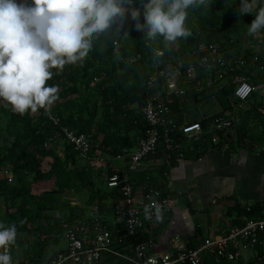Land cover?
Here are the masks:
<instances>
[{
  "label": "trees",
  "instance_id": "trees-1",
  "mask_svg": "<svg viewBox=\"0 0 264 264\" xmlns=\"http://www.w3.org/2000/svg\"><path fill=\"white\" fill-rule=\"evenodd\" d=\"M238 1L241 4V0ZM137 6L142 8L143 0H137ZM240 7L235 6L232 0H206L204 4L190 6L185 21L190 35L178 37L176 45L159 34L153 38L146 36V30L136 28V21L130 13L120 30L117 26L94 33L93 47L81 60L51 69L54 74L47 83L58 84L59 89L57 98L46 106L47 111L55 112L58 124L47 116L45 110L38 116L31 109L19 113L10 102L0 98V199L8 206L9 220L5 227L15 224L17 228L16 240L11 244L25 247L18 254L19 257L41 263L54 258L63 240L64 222L72 221L77 216L83 217L88 207L97 204L105 217L112 216L113 200L123 197L121 185L115 188L99 186L97 175L100 172L97 173L88 161L78 156L74 145L65 137L63 128L69 127L91 135L94 140L91 156L102 152L129 154L135 147V141L138 142L149 127L138 109L146 103L147 81L158 60L165 62L180 57L186 63H191L195 61L200 43H220L234 71L229 72L225 82L218 81L216 85L209 86L207 70L197 65L198 76L188 89V97L197 103L206 99L215 101L218 111L201 120L205 128L212 124L214 116L231 108L233 76H247L249 68L253 69V65L260 61V57L255 58L250 49L241 56L240 44L249 34L248 27L255 14L254 18L248 16L247 20L246 17L239 18ZM260 7H264L262 0H259L255 11ZM139 19L143 22V11ZM159 50L164 54L158 55ZM241 60L246 63L241 65ZM196 83L201 87L200 92L196 90ZM167 101L174 114L183 120L179 99L174 98L169 102L167 98ZM101 105L98 120L97 112ZM230 129L221 133L208 132L199 139H192L188 142L185 155L196 154L199 157L210 146H229ZM133 130H137L135 138L131 136ZM216 136L219 142L214 143ZM47 158L51 159L50 167L44 169ZM178 160V154L174 152L166 162L140 170L133 179L143 183L149 178L155 187L169 193L168 177L164 172L170 173ZM126 166L128 168L129 163ZM7 168L11 171L12 180L5 174ZM125 171L109 169L110 174L119 172L121 176ZM41 181L53 183L55 187L36 195L32 192V184ZM71 194H86L85 207L69 206L67 195ZM180 200L190 203L186 193L180 196ZM65 208L68 215L62 218L56 216V211ZM263 210L264 199L252 204L237 202L228 208L229 223L243 226L248 220L261 216ZM151 236L148 231H142L127 238L124 243L116 244L115 248L130 253L132 246ZM199 238L200 235L195 234L188 246H196ZM256 251L259 256L264 255V244H258ZM209 260L211 264H233L226 259L217 262L211 257ZM103 262L130 264L126 259L108 252L104 253ZM245 264H259L258 256Z\"/></svg>",
  "mask_w": 264,
  "mask_h": 264
},
{
  "label": "built area",
  "instance_id": "built-area-1",
  "mask_svg": "<svg viewBox=\"0 0 264 264\" xmlns=\"http://www.w3.org/2000/svg\"><path fill=\"white\" fill-rule=\"evenodd\" d=\"M176 40L166 41L176 45ZM115 44L118 47L117 41ZM162 54L164 51L159 50L158 55ZM196 54L195 61L191 63L176 57L165 62L158 60L154 64L147 81L146 103L141 107L148 129L144 136L139 138L137 149L126 154L129 157V166L124 176L119 172L110 174L109 170H102L97 177V183L101 187L115 188L121 185L123 197L121 200H113L112 216L105 217L96 204L88 207L83 217L77 216L72 221L64 222L63 242L58 248V253L45 263L19 257L17 246L10 244L7 250L13 264H104L105 252L124 258L130 264H211V257L217 262L223 259L234 262L241 258L245 251H252L258 256L259 264H264V255L259 256L256 251L258 244H264V210L261 216L248 220L243 226L235 225L220 235L200 238L194 247H189L186 242L180 243L177 239L172 249L161 253L152 252L157 245V239L151 236L132 246L130 253L115 248L116 244L124 243L127 238L146 231L148 223L158 214L169 215L174 202L184 193H173V189L164 193L161 188L155 187L149 178L143 183H137L133 179L134 174L149 167L159 166L174 152L179 158H184L188 142L192 139H199L208 132H227L237 126V120L229 116V110L214 116V121L208 128L203 126L201 120L188 121L185 117L181 120L174 114L167 98L169 102L177 98L185 105L189 100L188 89L198 76L199 64L207 70L209 86L216 85L218 81L225 82L229 78V72L234 71L218 42L200 43ZM245 63V60L240 61L241 65ZM233 82V104L250 99L256 91V86L245 75L233 76ZM196 90L200 92L201 87L198 85ZM44 110L47 111V106L38 107L33 114L38 116ZM47 116L58 124L55 112L47 111ZM205 118L207 117L203 119ZM63 133L74 145L78 156L94 168L99 166L103 155L98 153L91 156L94 145L91 135L69 127H64ZM213 142H219V138L214 137ZM259 150L264 152V147ZM5 174L12 180L9 168L5 170ZM164 175L168 177L169 172H164ZM188 199L191 200L189 196ZM3 250L0 248V251Z\"/></svg>",
  "mask_w": 264,
  "mask_h": 264
},
{
  "label": "clouds",
  "instance_id": "clouds-1",
  "mask_svg": "<svg viewBox=\"0 0 264 264\" xmlns=\"http://www.w3.org/2000/svg\"><path fill=\"white\" fill-rule=\"evenodd\" d=\"M206 0H0V98L16 112L51 104L58 84H48L51 69L81 60L93 47L92 35L120 28L128 14L146 36L167 41L190 35L187 9ZM241 0L240 14L255 13L249 33L264 28V7ZM143 11L144 20L139 19ZM13 224H0V264H13L8 246L16 240Z\"/></svg>",
  "mask_w": 264,
  "mask_h": 264
},
{
  "label": "crops",
  "instance_id": "crops-1",
  "mask_svg": "<svg viewBox=\"0 0 264 264\" xmlns=\"http://www.w3.org/2000/svg\"><path fill=\"white\" fill-rule=\"evenodd\" d=\"M240 48L242 50L241 56L250 49L255 55V58L258 59V57H260V61L257 63L258 65H253V69L249 68L247 73V77L256 86V91L250 99L236 102L232 104L229 109V116L237 120V126L232 127L229 131V146H210L199 157L193 154L185 156L184 158H179L178 162L174 165L175 167L172 168L168 175L167 183L170 189L186 194L191 191L190 189H196V186L186 181V179L194 176V174L205 176L212 172L214 168L218 167L219 170H222V172L227 175L229 183L222 182L219 187L210 185L212 187H209L210 189L207 190V194H199V205L205 210L202 212V215L209 225L207 234L202 233L201 227L197 228L195 234H199L200 238L220 235L224 230L235 226V224L229 223V216L227 214L229 206L237 202L252 204L264 199V152L259 150L261 147H264V28L258 30L256 33L247 34L241 42ZM207 100L208 99L204 101ZM202 102L203 101L197 103L189 99L185 102L186 106L181 103V106H183L182 116L185 117L186 120L192 121L191 118L185 115L187 105L189 103L201 104ZM137 106L138 105H136V107ZM211 109L212 113L204 115V117H208L218 111L216 103H214ZM138 111L141 112V108L138 109ZM136 135L137 130H133L131 136L135 138ZM137 143L138 142L135 141L134 151L137 149ZM100 152H102V150ZM102 155L103 157L102 160L99 161V166H96L97 169L95 168V170L98 171L97 173L109 169L116 171L126 170V165L129 163V157L127 155L125 164L123 165L119 163V160L124 154L112 155L102 152ZM173 175L174 177H172ZM97 177H99V175H97ZM233 188H236L235 190L237 191H233ZM219 202L223 205V209L220 213L215 215V213L211 211V213L208 212L212 204H218ZM188 205L190 210L194 212L196 208L192 206L191 201ZM172 216L173 210L167 216L158 214L154 220L148 223L146 231L157 239V245L153 248L152 252L161 253L174 247L176 240L163 231V227L170 221ZM194 235L189 237L186 241L187 244ZM249 252H251L249 257H245L243 254V256L237 261H234L233 264H245L250 259L254 258V253L252 251Z\"/></svg>",
  "mask_w": 264,
  "mask_h": 264
},
{
  "label": "rangeland",
  "instance_id": "rangeland-1",
  "mask_svg": "<svg viewBox=\"0 0 264 264\" xmlns=\"http://www.w3.org/2000/svg\"><path fill=\"white\" fill-rule=\"evenodd\" d=\"M234 5L237 6L239 8V6H241L240 2L238 0H232ZM264 2V0H262ZM259 0H255V4H254V8L253 11L255 12V8L258 4ZM253 14L255 13H244V14H239V18H245V20L248 19V16L253 17ZM226 22V21H225ZM196 86L198 88V85L196 83ZM94 100V98H93ZM215 101L213 99H209L207 101H203L201 104H196V103H189L185 109V115L188 118H191L192 121L193 120H199L201 118L204 117V115H209L212 113V109L211 107H213ZM186 106V105H185ZM184 106V108H185ZM183 107V106H182ZM101 112H102V105L98 107V112H97V119H100L101 116ZM134 147L132 149V151H134ZM125 158L126 155L120 157L119 163L121 165L125 164ZM50 162L51 159L47 158L44 162V169H48L50 166ZM120 165V166H121ZM174 177V175L172 176ZM186 181L190 182V184L196 186V189L192 188L190 189L191 191H189L187 193V195L191 198V203L192 206H195L194 208H196L193 211L190 210V207L188 205V203L181 201L180 199L178 201L174 202L173 205V216L171 217L170 221L165 224V226L163 227V231L164 233L171 235L172 238H174L175 240H179L180 243H185L189 237L191 235H194L197 231L198 227L202 228V233L203 234H207L208 233V229H209V225L207 224V222L205 221V217L202 215V212H204L205 210H203V208L199 205L200 203L198 202L199 194H207V190L210 189L209 187H219L221 185V183H229V180L227 178V175L224 174L222 172V170H219V168H214L212 170V172H210L209 174L205 175V176H198L196 174H194V176L189 177V179H186ZM212 185V186H210ZM54 184L50 183L48 181H41V182H34L32 184V192L36 195L41 194L43 191L45 190H49L54 188ZM236 188H233V191H237L235 190ZM86 194H71V195H67V197L69 198V206H77L80 205L83 207H85L84 204V199L86 198L85 196ZM208 197V196H207ZM219 197V196H217ZM204 199V198H203ZM212 199V198H210ZM83 201V202H82ZM194 204V205H193ZM211 206V205H210ZM209 206V207H210ZM7 204L4 202L3 199H0V224H3L5 226V224H7V219H8V214H7ZM223 209V205L219 202L218 204H212V206L208 209V212H213L215 213V215H217V213H220ZM213 210H217V211H213ZM85 212V211H84ZM210 212V213H211ZM56 216H59L62 218V216H66L68 215V209L65 208L63 210H58L55 212ZM208 214V213H205ZM9 220V219H8ZM63 242V240H62ZM25 249L24 245H18L16 247V251L17 253H21L23 252V250ZM251 254V252L249 251H245L244 252V256L245 257H249Z\"/></svg>",
  "mask_w": 264,
  "mask_h": 264
}]
</instances>
